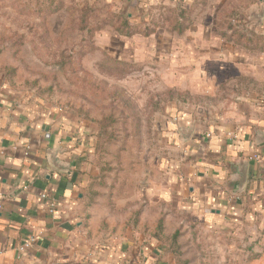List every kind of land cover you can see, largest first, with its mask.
Segmentation results:
<instances>
[{
    "label": "crops",
    "instance_id": "crops-1",
    "mask_svg": "<svg viewBox=\"0 0 264 264\" xmlns=\"http://www.w3.org/2000/svg\"><path fill=\"white\" fill-rule=\"evenodd\" d=\"M105 1L129 16L147 0ZM251 16L264 27V0ZM241 107L197 119L174 107L165 150L112 195L84 123L29 108L0 86V264H208L198 250H232L181 247L177 239L195 237L190 223L213 229L252 219V238L263 240L264 102ZM225 234L239 232L207 233Z\"/></svg>",
    "mask_w": 264,
    "mask_h": 264
},
{
    "label": "rangeland",
    "instance_id": "rangeland-1",
    "mask_svg": "<svg viewBox=\"0 0 264 264\" xmlns=\"http://www.w3.org/2000/svg\"><path fill=\"white\" fill-rule=\"evenodd\" d=\"M257 2L147 0L128 17L137 30L154 32L126 37L101 25L111 14L127 15L105 0H0V86L29 108L84 123L95 137L100 182L120 195L165 150L164 122L174 107L197 119L264 102V53L237 45L236 34L222 35L231 33L229 22L264 33L251 16ZM87 6L97 14L91 12L90 29H79L77 9ZM176 21L186 25L181 33L171 29ZM96 25L101 28L93 30ZM189 228L195 237L177 239L183 248H232L198 250L208 264H264V239L252 238V219ZM236 230L239 235H207Z\"/></svg>",
    "mask_w": 264,
    "mask_h": 264
},
{
    "label": "trees",
    "instance_id": "trees-1",
    "mask_svg": "<svg viewBox=\"0 0 264 264\" xmlns=\"http://www.w3.org/2000/svg\"><path fill=\"white\" fill-rule=\"evenodd\" d=\"M254 1V0H252ZM73 11L75 10V7L71 8ZM78 13L80 14V23L78 28L79 29H90V19L89 18L92 13L91 12H96L97 9L94 6L93 8L87 6L84 9H77ZM97 14V13H95ZM89 18V21H86V19ZM117 19L119 20L117 23ZM114 20V21H113ZM104 22L101 25H110L113 27V29L117 32V34L126 36V37H131L134 34H143L144 36H148L151 33L154 32L153 29L151 30H146V32H142L141 30H137L134 26L131 25L130 19L128 15L124 14H111L110 19L104 20ZM229 27L231 28V33H223V36H227L228 39L233 38V35H237L235 43L241 47L250 49L252 51H258V52H264V35L256 32H244L241 29H236L234 25L229 22ZM101 26L96 25L95 29H99ZM186 28L185 24H182L179 21H176L175 24L172 26V30H176L177 32L181 33L184 29Z\"/></svg>",
    "mask_w": 264,
    "mask_h": 264
},
{
    "label": "built area",
    "instance_id": "built-area-1",
    "mask_svg": "<svg viewBox=\"0 0 264 264\" xmlns=\"http://www.w3.org/2000/svg\"><path fill=\"white\" fill-rule=\"evenodd\" d=\"M53 207H54L53 202H51V203H50V211L53 210ZM30 240H32V238H31Z\"/></svg>",
    "mask_w": 264,
    "mask_h": 264
}]
</instances>
